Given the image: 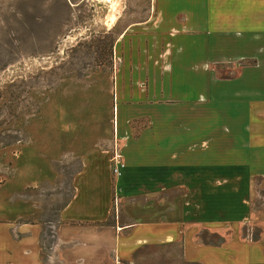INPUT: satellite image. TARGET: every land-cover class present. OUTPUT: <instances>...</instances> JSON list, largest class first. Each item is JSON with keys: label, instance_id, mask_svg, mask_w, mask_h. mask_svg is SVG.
Segmentation results:
<instances>
[{"label": "crops", "instance_id": "1", "mask_svg": "<svg viewBox=\"0 0 264 264\" xmlns=\"http://www.w3.org/2000/svg\"><path fill=\"white\" fill-rule=\"evenodd\" d=\"M154 8L117 43L126 52L115 55L110 145L81 155L71 196L46 226L7 221L0 206V264H139L140 248L174 245L183 264H264V233L198 235L182 210L191 168L224 136L253 137L264 179V0ZM230 65L234 76H220Z\"/></svg>", "mask_w": 264, "mask_h": 264}, {"label": "rangeland", "instance_id": "2", "mask_svg": "<svg viewBox=\"0 0 264 264\" xmlns=\"http://www.w3.org/2000/svg\"><path fill=\"white\" fill-rule=\"evenodd\" d=\"M154 4L0 0L4 219L46 226L71 196L81 155L110 145L121 64L115 55L123 62L126 52L124 45L120 57L117 46L127 28L154 19ZM235 68L218 73L234 76ZM216 143L218 149L191 168L192 184L182 186L186 223L198 235L208 227L226 239L241 227L244 237L257 239L264 233V179L254 169L253 137L224 136ZM178 252V245L148 246L135 255L139 264H183Z\"/></svg>", "mask_w": 264, "mask_h": 264}, {"label": "built area", "instance_id": "3", "mask_svg": "<svg viewBox=\"0 0 264 264\" xmlns=\"http://www.w3.org/2000/svg\"><path fill=\"white\" fill-rule=\"evenodd\" d=\"M115 161H116V160H115ZM114 171H115V172H118V161L115 162Z\"/></svg>", "mask_w": 264, "mask_h": 264}, {"label": "bare ground", "instance_id": "4", "mask_svg": "<svg viewBox=\"0 0 264 264\" xmlns=\"http://www.w3.org/2000/svg\"><path fill=\"white\" fill-rule=\"evenodd\" d=\"M109 1V0H108Z\"/></svg>", "mask_w": 264, "mask_h": 264}]
</instances>
